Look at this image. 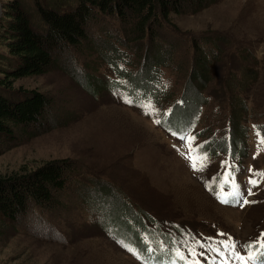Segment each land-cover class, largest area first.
<instances>
[{"label":"rangeland","instance_id":"rangeland-1","mask_svg":"<svg viewBox=\"0 0 264 264\" xmlns=\"http://www.w3.org/2000/svg\"><path fill=\"white\" fill-rule=\"evenodd\" d=\"M9 1L0 0V20ZM24 1L35 6L37 0ZM188 1L190 5L171 13L168 22L162 19L164 26L157 29L158 35L168 42L157 37L154 41L159 40L161 48L154 50L152 44L144 50V55L152 58L155 53L164 54L169 50L166 44L169 40L179 42L181 45L172 56L173 64L181 66L186 59L187 70L190 65L197 70L208 66L207 58L214 63L208 66L210 77L206 81L203 74L199 77L196 73L188 81L184 77L180 82L168 68H163L161 91L156 99L138 102L122 88L115 87L117 79L107 71L106 65L99 64L100 57L91 52L93 45L89 48L84 43L79 49L70 46L57 49L53 67L46 74L16 82L18 91L43 93L49 106L40 122L24 130L17 129L14 140L0 144V182L36 171L52 161H66L71 171L67 186L55 194L47 208L31 203L28 211L14 222L0 217V264H141L125 246L131 236L127 232H106L98 218L101 205H106L107 214L114 211L112 217H116L123 204L141 221L148 217L154 222L144 221L152 236L163 233L154 232L156 220L166 221V231L179 224L197 229L206 221L212 225L218 223L222 231L216 233L221 235L207 246L213 256L198 264H215V261L242 264L222 254L230 251L224 248L225 241L233 243L235 251L246 258L244 264H262L264 144L254 126L264 120L259 118L264 107V0ZM93 25L90 34L97 43L106 37L113 38L120 29L119 21L107 16L95 20ZM191 38L201 48L194 60L192 44L187 43ZM127 50L126 54L121 50L125 54L122 57L125 69L128 63L125 56L135 57L131 47ZM0 53H3L1 47ZM177 56L181 61H176ZM145 65L146 70L150 69L147 59ZM139 66L138 63L136 68ZM204 81L207 83L201 95L204 103L195 128L198 136L194 130L186 136L195 137L193 149L203 143L197 148L212 150L218 159L201 160L191 153L197 167L203 165L201 170H194L187 158L188 147L166 137L161 123L155 121L161 122V115L173 107L187 87L191 98L194 88H201ZM193 104L192 98L186 107L177 110L176 120L180 122L181 117L186 120ZM244 105L247 109H242ZM196 114L186 122L185 128L194 125ZM236 116H240L237 126ZM174 124L170 122L169 126ZM239 130L246 131L247 139L242 137L234 142V133ZM119 134L121 137L115 141ZM224 158L229 166L221 171L218 162ZM226 174L228 185L238 186L240 196L234 201L241 207L221 204L212 194L214 184H219L216 178ZM250 179H256L257 184L251 185ZM219 186L225 188L226 184ZM93 195L101 205L93 200ZM244 200L248 203L244 204ZM175 238L165 248H155L151 257L156 264L171 261L182 264L176 259V251L182 253L185 246L176 245ZM154 243L157 244L155 238ZM249 244L253 245V261L247 259L250 252L245 245ZM217 248L221 249L220 253L212 251Z\"/></svg>","mask_w":264,"mask_h":264},{"label":"trees","instance_id":"trees-1","mask_svg":"<svg viewBox=\"0 0 264 264\" xmlns=\"http://www.w3.org/2000/svg\"><path fill=\"white\" fill-rule=\"evenodd\" d=\"M35 2L36 5L32 6L24 0H10L5 4L4 14L0 20V47L3 50V53H0V144L7 139H15L17 129L24 130L43 118L49 106L48 98L35 90L19 89L18 91L15 84L25 78L46 74L53 67L55 51L64 46L79 49L84 43L89 48L93 45L91 52L100 57L99 64L102 63V66L106 64L116 66L117 62L121 64L122 57L128 52V47H131L135 57L125 56L128 62L127 68L116 66L113 72L117 77L126 80V90L139 100L156 97L161 91L160 79L163 68H168L180 82L184 77L188 81L192 76L195 77L196 73L199 77L203 74L205 81L210 77L207 76L210 74L208 66H212L211 63L214 62L208 61L207 58L205 63H208V66L197 70L191 65L187 70L185 62L189 64V61L184 58L181 66L173 64L172 56L177 46L181 45H178L179 42L174 43L169 40V43H166L169 45V50L164 54L155 53L152 58L144 55V50L152 44H155L154 50L161 48L159 40L154 41L157 37L168 42L158 35L157 29L158 27L162 29L164 26L161 23L162 19L168 22L171 13L179 12L180 9L190 5L188 0H46V3L37 0ZM103 16L116 18L120 23V29L115 31L113 38L106 37V40L97 43L92 40L90 30L92 32L95 26L93 22ZM179 38L182 40V37ZM187 43L192 44L191 59L194 60L196 53L201 52V48L192 38ZM122 49L125 54L121 53ZM197 56L204 60L203 57ZM146 59L147 65L151 66L148 70H146L148 66L145 65ZM176 61H181L179 56L176 57ZM138 63L140 66L136 68ZM205 81L201 88H194V96L191 98H188V87L186 88L184 94L172 107H175L172 110L173 115L171 116L170 113L161 123L164 129L179 132L185 127L186 122H190L191 117L195 116L204 103L201 101L203 98L201 95L207 84ZM96 86L100 88V85ZM192 98L194 104L190 109L188 120L181 117L179 122L178 119L176 120L177 110L186 107L187 101ZM243 108L247 109L246 105L242 106ZM260 117H264V107L260 109ZM235 118L234 124L237 126L240 116ZM170 122H174V126L170 125V127ZM237 133H234V142L241 141L244 135L240 130ZM70 167L66 161H52L36 171L1 181V219L14 222L28 211L31 203L47 208L55 199V194L67 186ZM93 200L100 204V200H96L94 195ZM91 206L95 207L93 204ZM105 206L101 205L100 208L101 212L98 216L100 224L106 231L108 228L109 233L127 232L133 242L138 239V232L148 231L144 225L146 219L154 223L147 216L141 221L139 216L124 204L116 217H112L114 211L107 214ZM154 232H157L156 227Z\"/></svg>","mask_w":264,"mask_h":264},{"label":"snow or ice","instance_id":"snow-or-ice-1","mask_svg":"<svg viewBox=\"0 0 264 264\" xmlns=\"http://www.w3.org/2000/svg\"><path fill=\"white\" fill-rule=\"evenodd\" d=\"M127 102L128 103H131V101H127ZM155 122L157 124L160 123L159 120H156ZM173 135H175V133H173ZM180 139H181V141L187 140V147H188V152H189V155H188L187 158L191 161V167L194 170H201V168L203 167V165H201V168H198L197 167V162L195 160H193L192 155H191V153H193V151H194V149L192 147V142L195 140V137L181 136ZM261 144H264V141H261ZM206 159H207L206 155L203 156V157H201V160H206ZM261 175H264V174H261ZM249 183L251 185L255 186L257 184V180L256 179H250L249 180ZM249 194H251L250 190H249ZM229 196H231L233 198H236V197H239L240 196V192L238 190V186H233V189L229 193ZM221 202L228 203L229 201L227 199H222ZM243 203L246 204V203H248V201L247 200H244ZM223 246H224V248L230 250L227 253H222L223 255H227V256H229L231 258H235L236 260H239V261L242 262V264H244L246 258L235 251V245L233 243H231L230 241H225L223 243ZM260 247H261V249H264V233L261 234V244H260ZM245 248L248 249L249 252H250V254L247 257V259L249 261H253L254 260V257L251 255V249L253 248V245H251V244L245 245ZM129 251H133V250L132 249H129ZM212 251H215L217 253H220L221 252V249L220 248L212 249ZM191 254L192 255H196L195 249H192V253ZM200 255H203V253H200ZM176 259L179 260V261H181L182 264H187V261L185 260L183 254L179 250L176 251ZM170 264H176V261H171ZM192 264H198V261L193 260L192 261ZM222 264H226V261H222ZM262 264H264V261H262Z\"/></svg>","mask_w":264,"mask_h":264},{"label":"bare ground","instance_id":"bare-ground-1","mask_svg":"<svg viewBox=\"0 0 264 264\" xmlns=\"http://www.w3.org/2000/svg\"><path fill=\"white\" fill-rule=\"evenodd\" d=\"M120 137H121V135L119 134V135L117 136V138L115 139V141L118 140ZM105 142H107V141L104 140V146H105Z\"/></svg>","mask_w":264,"mask_h":264}]
</instances>
